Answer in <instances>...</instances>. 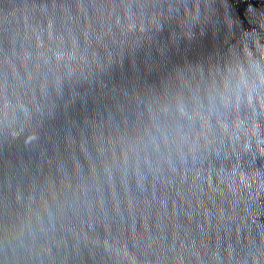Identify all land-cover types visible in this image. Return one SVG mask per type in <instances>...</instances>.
<instances>
[{"label":"water","instance_id":"water-1","mask_svg":"<svg viewBox=\"0 0 264 264\" xmlns=\"http://www.w3.org/2000/svg\"><path fill=\"white\" fill-rule=\"evenodd\" d=\"M0 264H264V0H0Z\"/></svg>","mask_w":264,"mask_h":264}]
</instances>
